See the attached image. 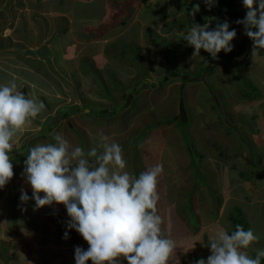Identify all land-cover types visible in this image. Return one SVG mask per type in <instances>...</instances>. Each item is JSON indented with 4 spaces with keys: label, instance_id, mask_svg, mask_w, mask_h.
Here are the masks:
<instances>
[{
    "label": "rangeland",
    "instance_id": "374dc122",
    "mask_svg": "<svg viewBox=\"0 0 264 264\" xmlns=\"http://www.w3.org/2000/svg\"><path fill=\"white\" fill-rule=\"evenodd\" d=\"M150 2H154V5L144 9L143 18L149 19L150 16H154L153 19L157 18L161 25L157 27L153 24V27L157 28V32L161 30L163 35L155 37L152 31L145 28L141 37L135 40L136 45L132 47L135 48L134 50H128L131 46L125 43L127 40L121 41V49L118 45L108 48L109 56L118 59L111 68L114 69L113 73L115 74L111 73L110 75L109 83L111 85L108 86H111V89L106 88L102 81L100 88L104 90V94L99 95L98 93V97L95 99L97 104L81 99L85 107L94 105L91 115H88L89 118H98L91 121L82 113L81 121L79 119V133L72 136L73 138L66 139L72 146L83 148L85 158L90 162H95L96 157H89L87 154L92 148L97 149L98 155L102 153L100 133L107 135L109 142H116L122 146V155L126 161L125 170L138 178L141 172L157 164L151 166V162L147 159L149 157L146 154L144 140L149 136L164 135L168 137L172 134L171 131H176L179 146L175 149L178 154L174 152V144L171 146L173 154L169 153L168 148V152L162 153V160L159 164L163 166V171L160 176L162 179L165 178V186L175 183V179L178 178H174L178 172L177 163L181 161V174L187 173L188 179L186 187L180 189L179 204L175 208L176 216L174 218L180 214L186 215V218L182 219L196 230L204 225L205 206L210 208V211H207L211 214L209 220L214 222L216 220L212 219L215 216L214 209L215 207L220 208L216 206L219 196L218 192L216 193L217 190L214 189L215 183L211 177L210 156L231 162L232 170L229 172V177L233 181V187L230 186L231 193H233V189L238 190L237 188H241L242 191L233 197L228 205L229 208L226 209L223 223L218 225L219 228L215 229V232L207 231L204 235L194 234L192 236L195 244L200 242V245L197 249L189 251L190 255L187 254L183 261L186 260V257L191 258L193 263L201 258L207 260L211 255L209 248L211 239L219 231L224 230L222 227L230 228L233 233L236 228L234 224L236 220L243 221L248 230L251 229L258 237V240L254 241L246 250L251 258H255L257 250L264 249V241L260 240V237H264V208H261L257 202L248 203L252 200L255 201L254 196L250 195L252 186H254V191L258 189L264 192V121L261 124L260 119L254 117L260 115L264 109L258 105L262 112L261 110L256 112V108H250V103L252 98L257 99L262 97L261 95L264 97L262 93L264 91V50H259L258 55L252 56L253 42L244 34L243 25L235 23L238 19H244L246 15L247 10L243 6L242 0H214L210 12H208L204 0H150ZM134 4H131L132 11L127 16H122L120 20L133 18L134 12H137L134 19L138 18L140 9H134L133 6L135 7L138 3ZM167 5L170 7L168 13L166 10L164 11V7ZM194 5H199L200 9L195 17L199 18L203 24L209 22L210 30H214L217 23H223L225 20L229 23L230 31L235 29L237 35L232 41L233 50L230 53L221 51L217 59H213L209 53L201 50L200 56L193 57L194 48L187 42H180L177 33L180 32V27L183 29L184 21L192 18L190 13ZM157 7L160 10H157ZM175 7L183 8L178 11V13L183 12L182 18H178L177 22L170 20L172 25L168 27L162 22L169 21V14L175 15ZM29 13L32 12L29 10ZM46 13L51 16L55 12L46 9ZM220 14L223 18L217 21ZM50 20L51 18L47 21ZM170 29L176 31L175 34L172 33V36L168 35ZM132 34L133 32L127 38H131ZM183 35L182 33L180 38H183ZM129 44L134 43L130 41ZM244 45L245 50L243 51ZM151 47L154 51L151 52L153 58L149 62L152 63L155 59L154 64L152 63L153 68L156 64L157 68L161 67L160 72L165 68L171 70V73L160 76V80L155 82L156 88H153L154 85L149 78L144 80L145 59L140 50L143 48L147 50ZM121 61L123 65L119 68L118 64H121ZM134 73L136 76H133ZM115 76L117 77L115 78ZM168 77L170 80L167 82ZM123 81H128L124 83L135 90L129 91L130 89H128L127 92H124L122 85H119ZM157 102H159V108H155ZM251 104L253 105V103ZM74 105H81V103ZM71 107L79 108L73 105ZM262 115L264 113L260 116ZM100 120L103 127H99ZM155 123L158 125H154ZM66 126L71 127V123L67 122ZM50 130L46 126L42 134L48 139L50 138V143H55V140L51 138ZM84 132H89V134L95 132L98 135L93 140V135ZM76 135L81 138H76ZM174 153L181 157L177 159ZM246 155L250 157V161L241 160L240 162L248 164L246 167L244 164H240L239 170L235 174L233 169L235 163L233 162ZM255 159L258 162H255ZM182 180L184 179L182 178ZM236 209L240 211L234 213ZM233 214L234 218L237 215L242 218L231 220L229 215ZM163 228L168 234H164V236L178 240L173 234L170 236L168 233L173 226L167 225L166 228ZM13 252V249L0 245V259L4 264H10L12 258L19 253L13 254ZM181 253L182 250L177 248L175 255ZM262 261L264 262V257H261ZM122 263L127 264V261Z\"/></svg>",
    "mask_w": 264,
    "mask_h": 264
},
{
    "label": "crops",
    "instance_id": "0c3cea01",
    "mask_svg": "<svg viewBox=\"0 0 264 264\" xmlns=\"http://www.w3.org/2000/svg\"><path fill=\"white\" fill-rule=\"evenodd\" d=\"M11 1L0 0V85L15 83L17 90L22 92L26 98H34L38 103L42 102L45 107L32 120L31 125L18 134V139L9 153L13 163L14 176L3 189H0V245L13 249V254L19 252L12 258L10 264H56L57 261L75 264V248L79 246L87 250L89 246L79 233L74 229H68L66 222L70 218L63 205L53 204L34 211L35 201L31 199V186L25 182V178L22 176L26 156L30 147L50 143V138L48 139L42 134L46 126L51 129V138L54 139L56 134H60L66 139L79 133V119L81 121L82 113L89 120H96L98 117L89 118L88 116L91 115L94 105L85 107L81 99L97 104L95 99L98 97V93L99 95L104 94V90L100 88L102 81L106 88L111 89V86H108L111 85L109 83L110 75L114 70L111 68L118 59L109 56L108 48L118 45L121 49V41L127 40L125 43L131 46L128 50H134L135 48L132 47L136 45L135 40L141 37L145 28L152 31L155 37L163 35L161 30L157 32V28L153 27V24L157 27L161 24L157 18L153 19L154 16H150L149 19L143 18L144 9L154 5V2H150V0H13L12 3ZM136 2L140 4L138 5ZM133 3L137 4L135 7L133 6L134 9H140L138 18L134 19L137 13L134 12L133 18L123 17L124 19L120 20L122 16H127L132 11L131 4ZM169 8V5L165 6L164 11L166 10L168 13ZM175 8V15L169 14V21L162 22L168 27L172 25L170 20L177 22L178 18H182L183 12L178 13V11L183 8ZM46 9L55 13L50 16L46 13ZM29 10L32 12L31 14ZM157 10H160L159 7ZM208 12L210 11L208 10ZM49 18L51 20L48 22ZM222 18L220 14L217 21ZM186 22L183 23V29L180 27L181 33H177L180 42L185 43L186 41L180 38L182 33L185 35L192 24L204 25L195 16ZM132 32L131 38H127ZM172 33L175 34L176 31L170 29L168 35L172 36ZM130 41L134 44H129ZM145 49H140L146 64H144V72L149 73L148 78L154 85L153 88H156L155 82L160 80L161 73L163 76L166 73H171V70L165 68L160 72L161 67L157 68L156 64L153 68L155 59H153V64L149 60L153 58L151 52L154 49L152 47ZM118 65H120L119 68L122 67V61ZM133 76H136L135 73ZM166 80L168 82L170 79ZM124 82L128 81H123L119 85H122L123 90L124 88L129 89L130 85H126ZM262 93L264 94V91ZM102 96L104 97V95ZM261 96L251 100L253 105L250 103V108H256V112H260V105L264 109V97ZM106 97L108 96L106 95ZM75 103H81V105H74ZM71 105L79 108L71 107ZM159 107V102H157L155 108ZM260 115L254 117L260 119L262 124L264 115ZM101 120L99 127H103ZM67 122L71 123V127L66 126ZM84 133L89 134V132ZM170 133L172 134L168 137L164 135L149 136L144 140L146 154L149 157L147 159L151 162V166L161 163L162 153L167 151V148L169 153L173 154L172 144H174V152L178 154L175 149L179 146L177 132L173 130ZM89 135H93V140H95L98 134L91 132ZM76 136V138H81L82 135ZM177 154H175L176 158L179 159L181 156ZM243 159L250 161V157L246 155L233 162L235 163V167H233L235 174L239 170L240 164H244L245 167L248 164L240 162ZM210 161L212 162L210 172L215 183L214 189L217 190L216 193L218 192L219 196L216 206L220 208L215 207L214 209L215 216L212 218L216 219L214 222L209 220L211 214L207 211H210V208L205 206V215L203 213L205 221L199 230L182 219L186 218V215L180 214L174 218L176 216L175 208L179 204L180 189L186 187L188 179L187 173L181 174V161L177 163L178 172L174 178H178L175 179V183L165 186V178L162 179L161 176L157 182V192L159 193L157 211L163 220V234L168 235L163 227L173 226L168 233L170 236L173 234L175 239H178L177 241H183L185 248H190L195 243L192 237L194 234L204 235L207 231L213 232L218 229V225L223 223L226 209L229 208L228 205L233 197L242 191L241 188L236 187L238 190L233 189V193H231L230 186L233 187V181L229 177V172L232 170L231 162L213 156H210ZM255 162L258 161L255 159ZM259 162L261 163L262 160ZM21 189L30 197L26 204L20 202ZM250 195L254 196L255 201L252 200L248 204L257 202L261 208H264V192L258 189L254 191V186H252ZM22 209H26V211ZM228 220L230 221V219ZM175 225L177 226L174 227ZM222 228L229 233V228ZM65 232L68 233L67 239L64 238ZM260 240L263 242L264 237H260ZM198 245L200 242L195 245L194 250L199 247ZM187 254L190 255L189 252ZM187 254L182 250L181 254L176 255L179 263L194 264L191 262V258L186 257V262L183 261ZM123 261L121 258L120 264H124ZM0 264H4L1 259ZM261 264L264 262L262 261Z\"/></svg>",
    "mask_w": 264,
    "mask_h": 264
},
{
    "label": "clouds",
    "instance_id": "9594fccd",
    "mask_svg": "<svg viewBox=\"0 0 264 264\" xmlns=\"http://www.w3.org/2000/svg\"><path fill=\"white\" fill-rule=\"evenodd\" d=\"M204 3L210 11L214 0ZM242 3L246 15L235 23L243 25L244 34L253 42L252 56H256L264 50V0ZM199 10V5H194L190 15L195 16ZM229 27L227 20L217 23L214 30H210L209 23L192 24L183 40L194 48L193 57L204 50L217 59L221 51L233 50L237 33ZM44 107L42 102L26 98L15 83L0 85V189L14 176L9 153L18 134L31 125ZM54 140L55 143L29 148L22 176L31 186L34 211L63 205L70 218L66 222L68 229H74L88 244L87 250L75 248V264H120L121 258L127 264H179L176 249L187 254L195 248V243L185 248L183 241L163 234V220L157 211L161 164L147 168L136 178L125 170L122 146L109 142L103 133L102 153L98 155L97 149L92 148L87 154L96 157L95 162L86 159L84 149L72 146L62 135L56 134ZM19 199L26 204L30 197L21 189ZM64 238H68L67 232ZM256 240L251 229L246 231L240 225L232 234L221 230L210 241L211 255L194 264H261L264 249L257 250L255 258L246 251Z\"/></svg>",
    "mask_w": 264,
    "mask_h": 264
},
{
    "label": "trees",
    "instance_id": "16d2710c",
    "mask_svg": "<svg viewBox=\"0 0 264 264\" xmlns=\"http://www.w3.org/2000/svg\"><path fill=\"white\" fill-rule=\"evenodd\" d=\"M242 48H243V51H244V50H245V45H244ZM159 74H160V73H159ZM161 75H162V73H161ZM161 75H160V76H161ZM148 77H149V73L145 74V79L148 78ZM169 78H170V77H168V80H169ZM145 79H144V80H145ZM245 79H246V78H245ZM245 79H243V80L245 81ZM246 82H247V81H246ZM116 83H117V82H116ZM247 84L250 86L249 83H247ZM245 86H246V85H245ZM252 87H253V86H252ZM254 87H256V86H254ZM247 88H248V87H247ZM129 89H130L129 91H131V90L134 91V90H135V89H131V88H129ZM255 89L257 90V88H255ZM127 90H128L127 88H124L123 91H124V92H127ZM250 95H252V94H250ZM254 98H255V97H254ZM252 100H253V98H252ZM111 114H112V113H111ZM111 114H110V115H111ZM154 125H158V124L155 123ZM239 211H240L239 209H236L234 213L239 212ZM234 216H235L234 214H233L232 216L229 215V218H230L231 220H232V219H235V220H236V218H242V217H240L239 215H237L235 218H234ZM234 224H235V226H237V225L242 226V228H243L244 230H246V231L248 230V227H247L246 225H244L243 221H241V220H240V221L236 220V222H235ZM235 229H236V228H235ZM234 231H235V230H234ZM228 234H232V231H230V228H229V233H228Z\"/></svg>",
    "mask_w": 264,
    "mask_h": 264
},
{
    "label": "water",
    "instance_id": "95a60500",
    "mask_svg": "<svg viewBox=\"0 0 264 264\" xmlns=\"http://www.w3.org/2000/svg\"><path fill=\"white\" fill-rule=\"evenodd\" d=\"M246 55V54H245Z\"/></svg>",
    "mask_w": 264,
    "mask_h": 264
}]
</instances>
